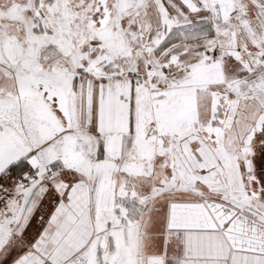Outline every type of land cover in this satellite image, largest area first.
I'll return each instance as SVG.
<instances>
[{"label":"snow or ice","instance_id":"snow-or-ice-1","mask_svg":"<svg viewBox=\"0 0 264 264\" xmlns=\"http://www.w3.org/2000/svg\"><path fill=\"white\" fill-rule=\"evenodd\" d=\"M0 264H264V0H0Z\"/></svg>","mask_w":264,"mask_h":264}]
</instances>
